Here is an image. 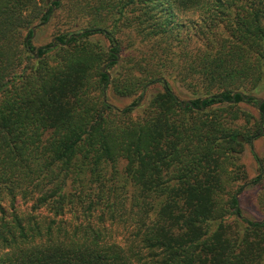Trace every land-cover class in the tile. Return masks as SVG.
I'll return each mask as SVG.
<instances>
[{
	"label": "trees",
	"instance_id": "trees-1",
	"mask_svg": "<svg viewBox=\"0 0 264 264\" xmlns=\"http://www.w3.org/2000/svg\"><path fill=\"white\" fill-rule=\"evenodd\" d=\"M62 4L0 0V264H264L238 199L264 213V160L252 180L240 162L263 136L264 0H69L82 31L37 50Z\"/></svg>",
	"mask_w": 264,
	"mask_h": 264
},
{
	"label": "rangeland",
	"instance_id": "rangeland-1",
	"mask_svg": "<svg viewBox=\"0 0 264 264\" xmlns=\"http://www.w3.org/2000/svg\"><path fill=\"white\" fill-rule=\"evenodd\" d=\"M67 2H69V0H63L62 8H60V10L55 13L56 15L54 14L47 23L36 24L33 27L35 30V34L31 39V42L34 48L38 49L49 45L52 39H56L60 33H77L79 31H82L84 27V21L78 20L77 22H75L74 19L66 17V13L64 12V5L67 4ZM90 41L98 42L105 50H108V48L112 50L113 48L112 43L101 36H94L90 39ZM168 84L175 96L178 98L179 102L185 104L194 99L193 95L186 91L180 83L176 81H169ZM161 90L162 86L160 84H154L147 87L142 94L139 105L135 107L134 117L140 115L142 104L147 102L151 95ZM253 96L259 103H264V87H261L258 91L253 92ZM137 98L138 97L125 98L116 96L111 89L107 90L104 95V99L106 100V102L117 111L124 110L125 108L130 106L132 102H134ZM239 108L244 112L250 113L255 118V120L261 121L257 113L258 104L256 105L241 103L239 105ZM260 126L263 132V136L254 140L252 142V148L250 149V147H247L241 155L240 162L244 166V169L248 176V180H252L258 174L256 158L264 160V119L260 122ZM257 192L258 190L255 187L251 186L244 187L243 190L238 194L242 215L252 221L264 220V213L258 208L256 204V196L258 194Z\"/></svg>",
	"mask_w": 264,
	"mask_h": 264
},
{
	"label": "water",
	"instance_id": "water-1",
	"mask_svg": "<svg viewBox=\"0 0 264 264\" xmlns=\"http://www.w3.org/2000/svg\"><path fill=\"white\" fill-rule=\"evenodd\" d=\"M32 31H33V33H32V38L34 37V34H35V30H34V28H32ZM55 40L56 39H52V41H51V43L54 45V43H55ZM38 50V49H37ZM110 50V48H108V51ZM117 56V55H116ZM187 103H189V102H187ZM261 222H264V220H262Z\"/></svg>",
	"mask_w": 264,
	"mask_h": 264
}]
</instances>
